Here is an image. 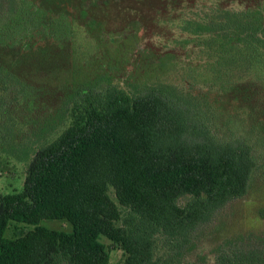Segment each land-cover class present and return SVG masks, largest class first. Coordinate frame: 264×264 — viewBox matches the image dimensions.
<instances>
[{"label": "trees", "instance_id": "16d2710c", "mask_svg": "<svg viewBox=\"0 0 264 264\" xmlns=\"http://www.w3.org/2000/svg\"><path fill=\"white\" fill-rule=\"evenodd\" d=\"M220 23L228 32L217 44L216 74L264 72V7L227 11ZM214 120L205 100L164 87L79 90L70 127L36 153L23 191L0 194V264H109L103 238L124 252L123 264H175L201 226L248 194L257 168L249 138L219 135ZM46 220L71 230L49 229ZM11 222L34 229L7 239Z\"/></svg>", "mask_w": 264, "mask_h": 264}, {"label": "rangeland", "instance_id": "374dc122", "mask_svg": "<svg viewBox=\"0 0 264 264\" xmlns=\"http://www.w3.org/2000/svg\"><path fill=\"white\" fill-rule=\"evenodd\" d=\"M262 7L264 0H0V194L23 191L36 153L70 127L79 90L164 87L205 100L217 133L248 137L257 161L248 194L201 226L175 264L264 257V72L216 74L225 13ZM42 225L71 230L63 221ZM33 229L11 222L5 237ZM101 241L109 264H123L124 252Z\"/></svg>", "mask_w": 264, "mask_h": 264}]
</instances>
